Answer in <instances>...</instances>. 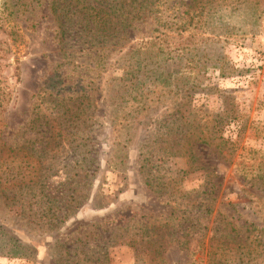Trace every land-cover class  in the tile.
Segmentation results:
<instances>
[{"label":"rangeland","instance_id":"rangeland-1","mask_svg":"<svg viewBox=\"0 0 264 264\" xmlns=\"http://www.w3.org/2000/svg\"><path fill=\"white\" fill-rule=\"evenodd\" d=\"M68 3L0 0V264H65L60 242L71 254L105 252L108 264H144L140 238L152 227L164 235L159 264H208L210 238L223 220L235 229L225 239L230 264H264V0L222 8L194 31L129 28L119 43L104 44L106 57L93 69L79 52L63 54L60 42L71 45L67 52L82 42L70 20L60 38L57 13ZM132 68L144 83L137 91L126 75ZM142 88L154 98L144 117L131 105ZM55 91L84 124L69 143L43 150L47 135L37 124L55 125L64 110L51 102ZM222 110L231 118L222 130L234 141L230 156L204 144L191 147L193 161L163 156L158 140L182 149L185 119L202 123ZM175 116L184 119L172 122ZM167 125L172 131L161 137ZM83 155L90 161L81 173L73 165ZM67 172L81 181L71 186L73 196L66 191L70 209L60 221L65 211L54 196L68 189L61 184ZM186 216L199 219L188 231ZM84 235L92 242L80 249L75 238Z\"/></svg>","mask_w":264,"mask_h":264},{"label":"trees","instance_id":"trees-1","mask_svg":"<svg viewBox=\"0 0 264 264\" xmlns=\"http://www.w3.org/2000/svg\"><path fill=\"white\" fill-rule=\"evenodd\" d=\"M248 1L249 0H69L68 6L67 4L62 5V11L59 10L61 12L57 13V18L60 24V38L63 40L64 36L69 33L67 28H65V23L70 20L71 25L73 26L72 29L77 30L73 35H76L82 42H78L72 52L66 51L69 49L68 47L71 46L68 45L67 42H60V44L64 50L63 54L67 57L71 58L75 53L79 52L84 57H88L86 58L87 61L92 62L93 60V69L97 68L100 65L99 63L104 61L103 58L106 57V48L104 44L110 46L116 42L119 43L122 38L126 37L129 28L138 27L140 24H148L152 32L158 30V26H161L162 29L168 31L173 30L183 32L189 29L194 31L200 28V23L203 22L204 16H215L222 8L232 9L240 4L246 5ZM152 24L156 25V27L151 26ZM114 39L117 41L112 42ZM138 50L140 51L141 48H138ZM181 50L182 49H179V51ZM110 51H112V49ZM135 51L136 49L134 52ZM194 56L195 55L187 57L186 59H188V61H192L194 60ZM217 60H219L217 62V67L220 70L221 75L225 74V70L223 68L225 62L222 61V56L217 55L216 61ZM193 67L194 66H191L190 68ZM135 70L132 68L129 72H126V75L129 74L131 76V91H137L140 86L144 85V83L141 82V79L134 75ZM140 70L141 68L138 69V71ZM167 72L169 76L172 75L170 70ZM145 75L147 79H150L148 78V74ZM158 77L159 76H156L155 79H158ZM179 78H181V76H176L173 80L178 81ZM167 85H169V83ZM172 86L177 87V85L173 84ZM192 87L194 86H186L185 89L188 91ZM42 93L43 95L46 94L45 90H42ZM151 94L152 93L150 91L142 88L138 94L133 96L134 102L131 103L133 111L144 117L150 109L148 102L154 101ZM57 95L58 91L52 93L51 97H53V99L51 102L54 103L56 110L59 108L64 109L62 112H58L60 119L57 120L55 125L47 121L37 124L38 128H42V135H47L45 137L46 141L42 147L43 150H46L49 143H53L51 150L55 149L63 142V138H66L69 143V136L79 132L82 129L80 127L84 124V120L79 119V116L74 111L78 108H74V105L66 106L62 101L63 97L58 96L55 98ZM72 100L74 101L75 99L72 98ZM63 113L66 115L64 116ZM141 116L139 119H141ZM179 118L184 119L182 116H175L171 119V121L174 122L176 120H180ZM230 119V114L226 110L218 112L217 115H214V117L208 116V118L204 119L202 123L198 122L194 124L190 119H185L179 125L181 129L178 133V135L182 138V144L180 146H184L182 149H173L167 139H161V142L158 140L156 143H159V150L162 154H164L163 156H185L188 161L194 160L191 147L196 144L213 146L219 154H222L223 156H230L234 150V141H231L222 134L224 125L227 124ZM75 127H77V129ZM171 131L172 126L167 125L166 131H161L160 136L169 135ZM175 132L177 131L175 130ZM151 142L153 141H148V143ZM89 161L90 160H88L87 156L83 155L81 161H74L77 165H73V167H79V170L76 171L82 173V168L87 166ZM86 173L87 170H83V174L86 175ZM66 176V179L61 184L63 187L65 184L66 187L68 185V189L65 188L59 192V196H54L56 199L55 202L58 203L56 207L59 210L65 211L62 218H60V221L65 219L67 212L70 209L69 206L63 204V201L66 198V191L70 189L72 193L71 196H73L75 190L71 186L78 185L81 181L80 174L77 178H75V173L71 174L67 172ZM82 178H84V176ZM144 182L148 187L150 186V180L146 179ZM44 195L49 200L54 198L49 197L48 194ZM67 196L70 197V194H67ZM73 199L74 198L71 200L73 201ZM173 212H175V208L173 209ZM175 218L177 219V216L174 217V219ZM195 222L198 223L199 219H192L186 216L183 222V224L186 223L184 228L185 231H188L190 227L194 226ZM234 231L235 229L232 226V223L224 220L220 222V227L218 226L217 228H214V233L212 234L209 243L208 264H230L233 261L231 259L233 248L229 245L230 242L225 239L231 238L232 240V236L230 234ZM145 235L146 238H140V242H142L140 247L145 246L147 249V252H142L144 253L142 254V263L159 264L160 261L163 260V256L160 253V250H158V247H160V241L164 238V235L158 232L155 227L150 228ZM173 238L178 239L177 237ZM91 239L92 238L85 235L83 237H76L75 240L78 242L76 247L80 246L81 249L82 246L92 242ZM187 240H189V238ZM221 240L222 243H225V246H221L219 244ZM13 241L14 247H18V245L21 246L17 238H14ZM60 245L64 247L61 255L64 257L63 261L65 264H108L105 252L97 253L96 255L91 256L86 252L83 253L84 251H82L81 253L83 254L80 256L75 252L71 254L69 252V245H67L66 242H60ZM219 250L223 251L221 252L224 256L222 259L218 256ZM3 253L8 256L18 254V252H11L9 250H6ZM240 257L242 256L239 255L238 259ZM246 260L248 261V257ZM244 263L245 258L241 260L239 264Z\"/></svg>","mask_w":264,"mask_h":264}]
</instances>
